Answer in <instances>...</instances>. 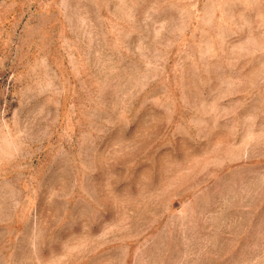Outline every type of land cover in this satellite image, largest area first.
<instances>
[{
  "label": "rangeland",
  "instance_id": "374dc122",
  "mask_svg": "<svg viewBox=\"0 0 264 264\" xmlns=\"http://www.w3.org/2000/svg\"><path fill=\"white\" fill-rule=\"evenodd\" d=\"M0 264H264V0H0Z\"/></svg>",
  "mask_w": 264,
  "mask_h": 264
}]
</instances>
